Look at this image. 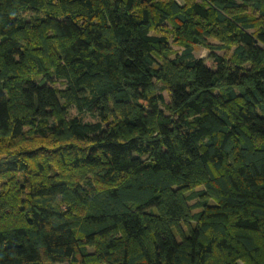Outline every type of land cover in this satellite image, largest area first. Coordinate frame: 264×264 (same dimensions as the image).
<instances>
[{
    "label": "trees",
    "instance_id": "obj_1",
    "mask_svg": "<svg viewBox=\"0 0 264 264\" xmlns=\"http://www.w3.org/2000/svg\"><path fill=\"white\" fill-rule=\"evenodd\" d=\"M0 264H264V0H0Z\"/></svg>",
    "mask_w": 264,
    "mask_h": 264
},
{
    "label": "rangeland",
    "instance_id": "obj_2",
    "mask_svg": "<svg viewBox=\"0 0 264 264\" xmlns=\"http://www.w3.org/2000/svg\"><path fill=\"white\" fill-rule=\"evenodd\" d=\"M211 41L215 42L213 39ZM174 49L180 51L182 48L177 46V45H174ZM208 53H209V51L206 48H203L201 46H195V48H194V54H195L196 57H202V58L207 59ZM219 53L222 54L224 52L223 51H219ZM206 62H207L208 65L210 64L209 60H207ZM164 95L166 96V99L168 101L169 96H168V93L166 91H164ZM75 113L77 115H79L80 117H82L85 121H92V122L96 121L92 116H90V115H88L86 113H78V112H75Z\"/></svg>",
    "mask_w": 264,
    "mask_h": 264
}]
</instances>
